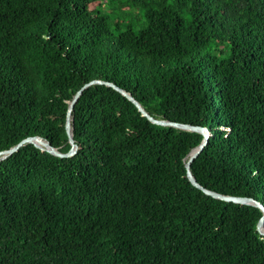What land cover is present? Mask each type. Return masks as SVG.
I'll list each match as a JSON object with an SVG mask.
<instances>
[{
  "label": "trees",
  "instance_id": "16d2710c",
  "mask_svg": "<svg viewBox=\"0 0 264 264\" xmlns=\"http://www.w3.org/2000/svg\"><path fill=\"white\" fill-rule=\"evenodd\" d=\"M117 84L208 128L198 182L264 204V0H0V151L67 153ZM79 148L0 155V264H264L256 205L186 163L198 130L106 83Z\"/></svg>",
  "mask_w": 264,
  "mask_h": 264
},
{
  "label": "water",
  "instance_id": "95a60500",
  "mask_svg": "<svg viewBox=\"0 0 264 264\" xmlns=\"http://www.w3.org/2000/svg\"><path fill=\"white\" fill-rule=\"evenodd\" d=\"M93 83H106L108 85L113 86L118 91H120L121 93L126 95L131 101H133L135 103V105L141 110V112L144 115H146L150 120L155 122V123L162 124V125L175 126V127H179V128H183V129L198 130V131H201L202 133H204L205 134V140L198 147H196L195 151L193 152V154L190 156V158L188 159V161L186 163L188 176H189L190 180L192 181V183L194 185H196L197 187L203 189L206 193H208V194H210V195H212L214 197L221 198V199H224V200H227V201H234V202H237V203L256 205V206H259L260 208H262L264 210V204L262 202H260L259 200L253 198V197L225 195V194H222V193H220L218 191H214V190L208 189V188L202 186L197 181V179L195 178V176L193 175V173L191 171V164L194 161V159L200 154V152L202 151L203 147L207 144L208 138L210 136L208 128L197 126V125H192V124H189V123H182V122H177V121H172V120H167V119L156 118V117L152 116L142 106V104L139 102V100L136 99L133 95H131L129 92H127L125 89L121 88L117 84H115L113 82H109V81L94 79V80L86 83L76 93L75 97L73 98V100H72V102L70 104L69 116H68V120H67V132L69 134V138H70V141L72 143V148L70 149L69 152L62 153V152L58 151L50 142L45 141L40 136H30V137H27V138L23 139L22 141H20L16 146H14L11 149L0 151V155L3 158L7 157V156L11 155L12 153H14L15 151H17L18 149H20V147L23 144H25L26 142L34 143L39 148L45 149L47 151H50V152H52V153H54V154H56L58 156H61V157L75 154L77 152L78 148H79V145L77 144V142L74 139L73 134H72L71 117H70L71 116V112H72V110L74 108V105H75L76 101L78 100L80 94L82 93L83 89H85L86 87H88L89 85H91ZM258 229H259V231L261 233L264 234V214H263V216L261 217V219H260V221L258 223Z\"/></svg>",
  "mask_w": 264,
  "mask_h": 264
},
{
  "label": "bare ground",
  "instance_id": "6f19581e",
  "mask_svg": "<svg viewBox=\"0 0 264 264\" xmlns=\"http://www.w3.org/2000/svg\"><path fill=\"white\" fill-rule=\"evenodd\" d=\"M198 181V180H197Z\"/></svg>",
  "mask_w": 264,
  "mask_h": 264
}]
</instances>
